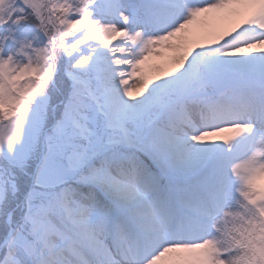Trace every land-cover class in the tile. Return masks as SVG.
Listing matches in <instances>:
<instances>
[{"label": "snow or ice", "instance_id": "1", "mask_svg": "<svg viewBox=\"0 0 264 264\" xmlns=\"http://www.w3.org/2000/svg\"><path fill=\"white\" fill-rule=\"evenodd\" d=\"M0 264H264V0H0Z\"/></svg>", "mask_w": 264, "mask_h": 264}]
</instances>
